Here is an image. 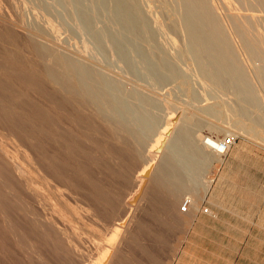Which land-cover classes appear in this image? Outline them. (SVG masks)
<instances>
[{"label": "rangeland", "instance_id": "rangeland-1", "mask_svg": "<svg viewBox=\"0 0 264 264\" xmlns=\"http://www.w3.org/2000/svg\"><path fill=\"white\" fill-rule=\"evenodd\" d=\"M175 1L138 0L171 33L167 50L184 47L187 31L174 15L184 10L219 22L238 55L228 53L238 70L232 65L222 86L199 89L197 99L187 78L156 89L96 59L73 33L65 39L71 61L113 79L129 101L141 108L138 95L161 101L149 110L161 120L157 132L143 135L134 120L114 119L87 89L73 86L56 43L47 59L34 55L40 81L0 61V264H94L118 226L128 232L115 264H264V0H226L231 10L224 0H188L183 9ZM53 74L69 76L58 83ZM236 85L255 100L245 117L233 113L247 95ZM240 120L261 125L251 133L235 126ZM180 129L199 136L195 146L212 137L230 140L229 147L222 156H193L183 170L166 149ZM161 130L169 131L154 156L148 149Z\"/></svg>", "mask_w": 264, "mask_h": 264}, {"label": "bare ground", "instance_id": "bare-ground-1", "mask_svg": "<svg viewBox=\"0 0 264 264\" xmlns=\"http://www.w3.org/2000/svg\"><path fill=\"white\" fill-rule=\"evenodd\" d=\"M187 2L188 0H176L175 4L182 8V5ZM224 3L231 10L226 0ZM213 14L215 15L214 12ZM174 15L186 29L187 37L185 36L184 47L169 44L167 50L166 43L170 42L171 33L162 27V23L153 22L146 15L145 8L138 4V0L136 3L135 0H0V33H4L0 61L7 65L17 66L30 75L33 73L31 76L39 80L42 73L40 74V69L37 67L39 61H36L34 55L40 56V59H47V55L54 53L51 51V46L54 47L56 43L55 48L59 46V49L55 55L67 70L73 72L72 78L76 83L73 86L83 90L87 89L94 100L106 106L107 112L114 119L117 115L126 122L134 120L140 128V133L147 135L161 128V120L149 111L152 106L160 109L161 101L154 97L137 94L143 106L141 108L129 101L127 96L117 92L119 84L113 79L95 76L94 72L84 67L79 61H71L65 45L66 33L71 32L81 38L83 48L96 59L106 61L115 69L136 77L156 89L167 86L168 81L172 83L181 77L187 78L186 85L193 98L197 99L199 89L204 88L209 91L208 89H213L215 86H222L225 74L229 73L232 65L235 66L233 67L235 70H238L239 65L231 60L228 53L233 52L236 58L238 55L234 51L229 35L220 27L219 22L217 24L203 16H193L191 12L184 10L182 12L178 10L177 13L174 12ZM243 17L245 16L234 18ZM142 41L148 44V49L143 47ZM159 52L166 54L168 59L159 58L157 56ZM68 76L67 74H53L58 83L64 82ZM235 89L240 94H247L242 85H236ZM175 91L178 89L175 88ZM130 93L132 96L136 94L135 91ZM242 102L241 106L234 107L233 113L234 115L239 113L245 117L246 105L254 104L255 100L247 94ZM259 124L257 122L252 127H247L248 124L240 120L236 121L235 126L253 133L254 128ZM168 131H159L156 149H148L154 156L157 152L159 153L157 148L162 144L160 140L168 135ZM198 139L199 136H193L192 132L185 129H180L169 139L166 149L169 150V154L178 157L181 169H191V158L202 156L208 153V150L218 155L223 154L221 153L222 141L212 137L207 139L203 137L200 138L203 142L201 147L195 146ZM35 159L41 165V155L37 153ZM16 166L24 176L25 168ZM149 170L148 168L143 176H148ZM2 180L4 189L7 191L11 184L9 174L7 173ZM30 184L27 183V186ZM127 232L128 227H116L110 240L107 241L106 248L101 252L99 260L94 264H115Z\"/></svg>", "mask_w": 264, "mask_h": 264}, {"label": "built area", "instance_id": "built-area-1", "mask_svg": "<svg viewBox=\"0 0 264 264\" xmlns=\"http://www.w3.org/2000/svg\"><path fill=\"white\" fill-rule=\"evenodd\" d=\"M229 141L230 140H222V145H223V147L221 148L222 150V152L223 151H226L227 149H228V147H229ZM182 209L183 210H186L187 209V202H185V204L183 205V207H182Z\"/></svg>", "mask_w": 264, "mask_h": 264}]
</instances>
